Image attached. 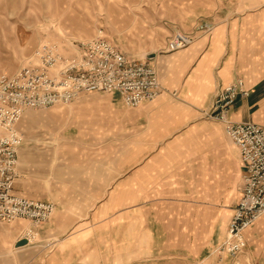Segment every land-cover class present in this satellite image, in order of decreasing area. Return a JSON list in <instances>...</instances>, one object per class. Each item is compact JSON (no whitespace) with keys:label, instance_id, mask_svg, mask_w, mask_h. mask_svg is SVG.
<instances>
[{"label":"rangeland","instance_id":"rangeland-1","mask_svg":"<svg viewBox=\"0 0 264 264\" xmlns=\"http://www.w3.org/2000/svg\"><path fill=\"white\" fill-rule=\"evenodd\" d=\"M213 3L214 0H0V79L29 65L46 44L55 43L69 50L70 42L89 41L101 34L136 60L151 62L180 54L189 47L169 53L168 42L178 32L198 37V28L203 25L214 30L207 12ZM194 119L202 125L189 129ZM73 122L78 124L70 128ZM18 130L24 142L19 150L17 183H26L35 198L38 181L43 179L38 174L40 169L43 174L45 167H51L48 181L54 180V170L62 166L68 175L70 162L75 165V160L78 164L91 160L86 149L109 147L128 152L136 148L144 154L157 147H173L187 153L161 157L160 169L165 171L164 176H170L172 161L182 162L184 172L189 167V186H152L157 183L154 175L160 171L154 167L142 175V184H152L140 189L143 206L151 215L162 200L168 207L188 206L191 263L233 264L220 253L227 237L219 244L217 241L226 231L240 198L244 177L241 162L223 125L186 106L175 93L164 89L154 102L136 109L127 108L110 94H83L66 106L27 111ZM96 132L100 133L95 135ZM175 133L178 137L171 144L167 139ZM4 134L0 128V137ZM204 161L206 177L202 171ZM132 193L131 189L127 198ZM201 213L206 218L203 224L197 219ZM42 227L35 229L31 245L40 243ZM30 228L27 221L0 223V244H8L16 252V241L25 240ZM11 230H17L14 237L5 239ZM241 261L264 264V230L256 236L253 248L247 245Z\"/></svg>","mask_w":264,"mask_h":264},{"label":"crops","instance_id":"crops-1","mask_svg":"<svg viewBox=\"0 0 264 264\" xmlns=\"http://www.w3.org/2000/svg\"><path fill=\"white\" fill-rule=\"evenodd\" d=\"M207 12L214 24L212 32L198 34L197 42L180 54L151 60L162 87L205 115L221 89L243 81L249 96L231 109L230 120L264 127V0H214ZM110 95L125 106L119 95ZM198 122H189V129L202 125ZM74 124L78 122L71 123L70 128ZM177 137L175 133L167 140L172 144ZM235 148L244 175L245 165ZM86 151L91 160L82 164L75 160V165L70 162L68 175L64 166L56 168L53 181L46 179L50 166L43 174L40 169L38 174L43 179L37 184V198L30 195L26 183L16 181V196L53 203L56 210L51 221L40 229V243L18 247L20 242L16 241V252L8 244H0V264H192L189 207H168L162 200L151 215L143 206L140 190L152 185L141 182L142 175L154 167L160 171L154 175L157 183L152 186L188 187L189 167L184 172L182 162L172 161L170 176H164L165 171L160 169L161 157L187 153L173 147H157L144 154L136 148L128 152L109 147ZM202 171L206 177L205 161ZM131 189L134 194L127 198ZM242 196L241 190L239 201ZM236 207L217 244L227 237ZM197 217L198 223L205 222V214ZM13 230L5 239L14 237L17 230ZM261 230L264 216L246 231L248 247L253 248Z\"/></svg>","mask_w":264,"mask_h":264},{"label":"built area","instance_id":"built-area-1","mask_svg":"<svg viewBox=\"0 0 264 264\" xmlns=\"http://www.w3.org/2000/svg\"><path fill=\"white\" fill-rule=\"evenodd\" d=\"M199 33L213 31L210 25ZM197 37L176 33L167 44L174 53L193 45ZM67 50L55 43L41 47L34 60L16 74L0 79V223L30 222L25 240L31 244L35 229L47 224L56 207L16 196L19 178V150L23 138L18 125L29 110L66 106L83 94H117L125 106L136 109L154 102L163 92L155 65L149 61H132L104 35L78 43ZM249 96L243 81L221 89L207 119L220 122L227 136L239 149L245 165L243 196L230 222L228 236L220 253L233 264H245L241 258L247 248L246 231L264 216V127L253 123H236L229 114L235 104Z\"/></svg>","mask_w":264,"mask_h":264},{"label":"water","instance_id":"water-1","mask_svg":"<svg viewBox=\"0 0 264 264\" xmlns=\"http://www.w3.org/2000/svg\"><path fill=\"white\" fill-rule=\"evenodd\" d=\"M27 245H28V242L26 240H23L17 246L18 247H24V246H27Z\"/></svg>","mask_w":264,"mask_h":264}]
</instances>
